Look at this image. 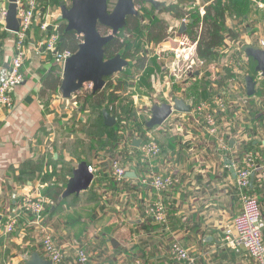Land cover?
<instances>
[{"label": "crops", "instance_id": "0c3cea01", "mask_svg": "<svg viewBox=\"0 0 264 264\" xmlns=\"http://www.w3.org/2000/svg\"><path fill=\"white\" fill-rule=\"evenodd\" d=\"M28 1L17 0V11L25 7ZM34 1L35 9L31 26L25 38L26 61L22 68L24 79L13 91L14 105L12 108H0V264H26L33 252H38L41 255L39 247L33 242L36 228L29 223L28 215L19 214L18 223L12 232L5 233L4 225L7 218L12 216L17 209L24 195L34 189L36 190V188L39 191L44 188L45 191L42 193L44 197H46L45 193L46 195L48 193L54 195L57 188L63 191L64 184H66L57 179L58 177L56 179L50 177L48 180L46 178L47 171L50 175L53 174L50 160L56 162L57 159L63 158L60 151L53 148L54 144L51 139L59 131V127L56 125L59 119L55 118L56 113L54 112L57 111L63 100L57 99L58 93H60L58 90L56 94L50 95V98L49 93L42 95L41 83L46 74L55 71L62 78L64 66L58 65L55 59L44 51V44L48 34H51L49 32L53 31L60 21L67 23L63 16L66 9L71 7L72 0ZM134 1L120 0L118 5L119 0H116L110 9L105 7L108 16L101 21L97 18L96 27L102 37L112 36L114 32L118 33L121 30L115 29L114 26L119 27L121 17L123 14L126 15L127 10L138 13V8ZM176 1L152 0V5L145 0V6L158 11ZM217 1L193 0V3L188 5V8L198 12L201 9L205 11L206 6L215 5ZM227 1L221 0V4L224 6ZM248 1L250 10L246 14L236 15L228 9L224 12V24L233 30L235 38L246 32L244 33L246 36L244 40L248 42L245 43L242 51L247 58V62L244 64L245 75L240 77V82L244 86L242 91L246 94V77L251 76L256 86L255 74L259 71L255 70L256 61H251L252 58L246 55L245 49L246 47L255 48V44H253L256 40L255 33L264 34L259 29L260 22L264 23V0ZM90 2L91 6L94 5L97 10L100 9L101 5L97 3L99 2L98 0ZM9 3V0H0V14L3 10L7 11ZM117 5L118 9L115 11ZM16 16L18 17V13ZM158 16L170 26L176 27L174 39H177V37L178 39L184 38L186 30L179 32L180 19L175 20L166 12L158 13ZM240 23H243L245 27L244 29L240 28V33L237 34L235 28ZM42 25H45L46 28L43 29ZM49 26L51 28L48 29ZM173 38L165 39L154 49L149 48V56L155 57L158 65L157 73L159 72L160 74L158 79H156L153 76V70L150 74L153 77H149L148 90L151 92L153 88L158 86V82L161 83L163 81L165 85L159 95L161 97L159 104L165 101L164 97L168 92L177 94L178 98H182L184 101L188 99L197 102V98L191 95L189 91H179V84L182 83H179L176 88L173 86L172 91H169L166 86V80L169 77L166 68H168L167 63L170 61L166 59L171 57V49L177 45ZM14 48V32L8 30L6 23L4 26L0 20V82L7 76ZM107 62L114 64L112 70L114 75H119L121 70L123 72L127 71L128 60L123 59L120 55H115ZM200 73L195 72V75L199 76ZM204 75H206V72ZM138 80L139 77H136L131 84L132 86L130 85L124 90L127 88H134L133 92L140 90L141 94L146 96L141 99L145 102L149 99V96L145 91V94H143L144 92L141 89L144 86L138 85ZM203 81L206 82L205 79ZM191 84L193 86L197 85L192 82L189 86ZM260 85L264 87L263 75ZM175 89H178L179 92L174 91ZM151 97L152 94L150 95ZM137 99V96L132 97L134 102L132 108L134 111H137ZM47 101L48 104L46 106ZM87 104L89 109L92 106L99 111L93 102L87 100L86 106ZM53 109L55 110L53 111ZM51 114H53V117ZM146 114L150 116V108ZM133 115L138 116L136 113H133ZM92 116L89 117L92 118ZM254 117L256 118L251 123L253 129L257 128V126H262V118H257V115ZM101 119L103 122L102 117ZM248 121L251 122L250 119ZM80 122L82 123V117ZM162 128L163 126L161 125L151 128V134L162 148L161 156L155 160L154 170L156 172L172 170L181 178V185H177L162 193V199L168 211L167 228H161L153 221L143 217L142 201H139V198L142 197L147 200V198L155 197L156 195H152V192L141 194L134 191L133 187L129 185L138 177L139 172L138 168L136 169V165L132 163L134 157L128 158L125 164L128 165L129 172L134 173V175L129 177L132 180L125 183V186H123L125 188L117 192L113 190V193L110 194L111 188L104 189L97 184H94L93 188H91L92 182L88 190H86V192L91 191L94 195V203L92 205L87 206L84 204L72 210V207L65 203L70 196L81 198L80 194L83 191L66 198H62L60 195L53 202L55 205L51 206L47 213L45 212L44 225L52 231L56 241L62 248V264H75V250L78 243L83 244L90 253L92 260H90V264H109L108 261L102 260L103 257L108 258L111 263L112 260L115 263L118 256H126L131 259L140 257L143 264H171L168 259V247L173 241H178L186 247L189 253L195 257L197 264H254L244 252H236L223 243V228L240 209V203L233 186L234 173L225 159L228 156H222L221 153L213 151L208 135L197 132L196 136L202 138L201 143L204 150V161L197 166L193 160H189L187 148L179 147L177 141L164 132ZM232 144L230 141V145ZM254 144L256 145L254 147H257V143L254 142ZM81 155L85 154L82 152ZM68 160L72 164V172L79 162L72 160V158H68ZM84 161L88 165L95 167L97 175L101 177V171L105 166L101 165V163L93 164L87 160ZM101 161L106 163L105 159ZM105 169H107V174L111 178L110 168L106 166L104 171H106ZM55 172L60 175L59 171ZM123 191L127 198L120 201V194ZM53 195L50 196L51 199ZM258 198L262 215L264 216L263 190L258 191ZM112 199H115V201H112ZM117 201L119 202L117 203ZM82 208L89 211L91 216H80L77 218L75 215L74 217V210ZM70 217L76 219H70ZM73 220H76V222L73 223ZM81 221L86 223L84 230H81L79 225ZM98 248L106 249L101 259L96 254V249Z\"/></svg>", "mask_w": 264, "mask_h": 264}, {"label": "built area", "instance_id": "2783aa9c", "mask_svg": "<svg viewBox=\"0 0 264 264\" xmlns=\"http://www.w3.org/2000/svg\"><path fill=\"white\" fill-rule=\"evenodd\" d=\"M16 5H18L17 0ZM34 9L35 1L29 0L25 7L17 11L20 19L19 28L14 32L15 48L7 76L0 82V108H12L14 105L13 91L24 79L22 68L26 61L25 38L31 26ZM6 12V10H3L0 14V20L4 26ZM204 13V10H199L200 16ZM179 22L187 25L189 15H184ZM238 25L235 28L237 34L240 33V28L244 29L245 27L243 23ZM41 27L46 28L45 25ZM169 32L168 38L171 39L176 34V27L171 26ZM244 33L238 38L227 36L224 40V46L216 50L218 57L221 55L229 56L219 70L223 74V82H219L221 85L219 83L212 85V90L214 86L215 92L208 95L207 99L199 102L185 101L190 105L189 111L182 112L171 108V113L161 126H163L164 132L177 141L179 147L187 148L189 160H193L197 166L204 161L202 138L196 136L197 132L208 135L213 151L221 153L222 156H228L225 159L234 173L233 186L240 203V209L224 226L222 232L223 243L236 252H244L254 264H264V216L258 198V191L263 190L264 186V91L261 95L257 93L262 79L260 71L255 75L254 94L247 95L242 91L244 86L240 82V77L245 75L244 64L247 62L242 49L245 43L248 42L244 40V37H246ZM254 35L256 36L253 43L255 48L263 49L264 34L255 33ZM57 40L58 36L55 33L49 34L44 44V51L46 53L52 52L56 63L64 66L66 60L74 53L70 50L58 51ZM174 41L177 45L171 49L172 58L167 63L169 67L167 72L177 75V84L182 83L179 86L183 91L185 87L182 86L196 82L197 78L202 77L201 75H195V72H202L198 68L190 69L193 66L202 65L205 60L197 54L196 40L191 41L185 35L183 39L177 37ZM186 60L189 61L188 69L185 67L186 70L180 73ZM188 73L189 77L187 76ZM178 97L177 94L168 92L164 97V102L172 105L173 100ZM250 103H252V106L249 105ZM251 107L263 112L261 115L263 126L252 128L251 122L248 121L252 113ZM120 133L124 137V141L130 143V146H133V141L140 139L138 156L132 163L136 164L137 161L144 170L139 172L138 177L129 185L134 187L139 184L142 188L134 191L141 194L152 192V195H156L147 198V200L142 197L139 198V201H142L143 217L165 229L168 226V211L162 199V193L181 185V178L172 170H166L165 172L154 170L155 160L161 156L162 148L151 134V129L144 130L143 136L139 134L136 128H132L129 132ZM230 141H232V145H230ZM250 141L256 142L257 147L243 149L242 146ZM127 150L130 154L129 144ZM229 153L231 154L229 155ZM104 156L109 158L110 176L115 185H123L125 179L130 177L127 175L130 171L128 165L123 163L121 156H111L110 153H106ZM103 159L105 158L101 160ZM89 170L95 178L97 169L89 165ZM120 197L121 199L127 198L124 191L120 194ZM46 202V198L38 188L24 195L12 216L7 218L4 232H12L15 229L19 214L28 215L29 223L36 228L33 242L39 247L42 257L50 260L52 264H62V248L56 241L52 231L44 225V206ZM168 254L171 264H197L195 257L178 241L170 243ZM90 257L91 255L86 248L78 243L75 250V264H90ZM117 261L125 264H143L140 257L131 259L126 256H118L116 263Z\"/></svg>", "mask_w": 264, "mask_h": 264}, {"label": "trees", "instance_id": "16d2710c", "mask_svg": "<svg viewBox=\"0 0 264 264\" xmlns=\"http://www.w3.org/2000/svg\"><path fill=\"white\" fill-rule=\"evenodd\" d=\"M115 1L116 0H107L108 9L114 5ZM134 2L138 8V13L126 15L122 29L103 46V60H108L115 55H120L123 59L128 60V65L126 67L127 71L123 72L121 70L119 72L120 76L114 74L105 76L103 87L94 92L76 91L74 94L77 97L76 101L80 100L84 105H86L87 100L93 102L99 109L100 117H102L103 108H105L108 112H112V110H109V107H112V109L114 108V105L119 99L124 88L129 87L136 77H139L137 82L138 85H145L146 88L148 86L146 89L147 92H145L146 94H149L150 90L148 89L150 73L158 66L155 61V57L149 56V48L156 47L159 43L164 41L170 35L169 30L171 28V26L164 19L158 16V13L166 12L175 20L181 19L184 15L188 14L189 22L185 35H187L191 41H197L196 51L200 57L210 58L218 55L216 50L224 46V40L227 36L234 38L233 30L224 24L225 10L228 9L236 15L246 14L250 10L248 0H228L224 3V6L221 4V0H218L215 5L211 4L206 6L205 13L202 16L199 15L198 11L188 8V5L193 3V0H177L176 2L169 4L158 11L154 8L146 7L145 0H135ZM49 33H55L58 36V51L70 50L75 53L83 39V37L75 30L67 28V23L65 21H60L56 28ZM49 55L53 57L52 52H50ZM171 58L172 57H169L168 60H171ZM60 83L61 78L58 72L55 71L46 74L42 79L41 94L46 95V93H49L50 98V95L57 93ZM219 85H221V83H219ZM159 102L160 100H157L154 104H159ZM47 104L48 101L46 106ZM251 104L252 103L249 105L252 106ZM251 108L252 113L249 119L251 120V123H253L255 120L254 118H256L254 117L256 113L257 118L261 119L263 112L259 111L257 108ZM134 123L133 128H136L141 136H143L144 130L151 129L145 126V120L140 124L138 122ZM108 144L109 146L106 148L107 153H110L111 156H121L123 163H125L126 159L131 157H134V160H136L138 156V147H135L134 145L130 146V143L124 141V137H122V135H120L119 138L117 137V139L113 142H108ZM128 144L131 149L130 154L127 150ZM254 146H256L254 141H250L249 143L244 144L242 148L246 150ZM103 158H105L106 163L101 161V165L109 168V158L106 156ZM135 165L136 169L138 168V172L144 170L137 161ZM105 167H103L101 171V177L96 175L91 188H93L94 184H97L98 186L101 185L104 189L111 188L117 192L118 190L125 188L123 186H125L127 181L132 180V178L128 177L125 179L126 181L123 185L117 186L112 178H110L107 174V169L104 171ZM141 188L142 187L139 184L133 187L134 190H139ZM61 193V189L57 188L51 200L55 202ZM45 212L46 210H44V214ZM75 215L77 218L80 216L89 217L91 216V213L85 210V208H82L74 210V217ZM70 219L76 218L70 217ZM75 222L76 220H73V223ZM85 224L86 223L84 221L79 222L81 230H84ZM105 251V248H98L96 249V254L101 259ZM102 260L108 261L109 264H117L116 262L114 263L113 260L111 263L106 257H103Z\"/></svg>", "mask_w": 264, "mask_h": 264}, {"label": "rangeland", "instance_id": "374dc122", "mask_svg": "<svg viewBox=\"0 0 264 264\" xmlns=\"http://www.w3.org/2000/svg\"><path fill=\"white\" fill-rule=\"evenodd\" d=\"M259 29L264 32L263 22H260ZM228 56L229 55H221L220 57L213 56V57L205 59L202 65L193 66V68H191L190 70H194V68L195 69L198 68L199 71H203L199 74L202 77L197 78L195 82L197 85L193 86L194 83L191 84L190 86L185 85V86H182V87H185L184 90L182 91L180 88L179 91L180 92L189 91L191 95L197 98L198 102L201 100L207 99L208 95H211V93L215 92L214 86L212 90V85L213 84L217 85L218 82H223V74L219 70H220L221 65L226 61V58H228ZM251 61L253 62V59H251ZM188 64H189V61L186 60L180 73L186 70L185 67H187ZM168 68H166V72L168 71ZM153 70H154L153 76L156 79H158V76L160 74L159 72L157 73L158 68L155 67ZM188 72H191V71H188ZM205 72H206V75H204ZM168 74H169V77H168V80H166V86L169 88V91H172L173 88L174 87L176 88L178 85L177 84L178 80L176 78L177 75H173L171 72ZM153 76L150 75V77H153ZM187 76L189 77V73L187 74ZM181 78L182 76L180 77V79ZM203 79H205L206 82L203 81ZM161 83L163 84V81ZM161 83L158 82V86L151 90L152 93L149 92V94H147L150 100L147 99V101L145 102L141 100L142 97H144L145 95H142L140 90L137 92H133L134 88H127L123 90L119 99L115 103L114 108L112 109V107H109V110H112V112L109 111V113L113 114L116 119L115 124L111 127L105 126L103 124L102 119L99 115V111L97 109L93 108L92 106H91V109H89L88 104L86 106L80 100L76 101L77 97L74 95L75 92L70 93V96H65L63 95L62 91L58 89L60 93H58L59 95L57 99L63 100V103L59 106V108H57V111L54 112L56 113L55 118L59 119L56 124L57 127H59V131L53 137H51V139L54 144L53 148L54 149L56 148L57 150H59L60 153L63 155V158L57 159L56 162H54V160H50V164L52 165V168H53V174L50 175L47 171L46 172L47 180L50 177H52L53 179H56L58 177L57 179H60L62 182L67 183V179L72 174L71 172L72 164L68 160V158H72V160H75L76 162H80L81 160H87L88 162L90 163L92 162L93 164L101 163V159L107 153L106 148L109 146L108 142H113L114 140L117 139V137L119 138V136L121 135L120 132H124V133L126 131L129 132L133 128L135 124L134 122H138L140 124L144 122V120L147 121L150 118V116H147L146 114L148 113L150 106L154 105V102H156L157 100L161 101V97L159 95L161 94V90L163 86L165 85V84L162 85ZM143 86H142L143 88L141 89L142 92L144 91L147 92L146 86L145 85ZM81 87L82 88L77 91L79 92H93L94 91L93 83L90 80H85ZM174 91L179 92L178 89H175ZM263 91H264V87L261 85L257 89V93L261 95ZM143 94H145V92ZM151 94H152V97L150 98ZM134 96H137L138 98L136 102V106H137L136 110L138 112L134 111V109L132 108V105L134 103L132 100V97ZM185 100L186 102L188 101V99H185ZM54 110L55 109H53V111ZM133 113H136L138 116L133 115ZM51 116L53 117V114H51ZM89 116H92V118H90ZM81 117H82V123L80 122ZM88 117H89V120H88ZM127 139L129 140V138ZM82 152L86 156L81 155ZM80 158H85V159H80ZM55 171H59L61 176L57 175ZM96 175L97 173L95 174V177ZM65 185L66 184H64V188H65ZM44 191H45L44 188L40 189L41 194ZM109 193L111 194L112 191H110ZM44 195L46 196L45 198L47 200L44 206V210H46V213H47L50 207L55 204L53 203L50 197L51 195H53L52 193H48V195H46L45 193ZM93 196L94 195L91 193V191H88V192L84 191L82 194H80L81 198L78 199L74 196H70L65 203H68L69 206H71L73 210L84 204H86L87 206L92 205V203H94ZM123 200L124 199H120V201H123ZM112 201H115V199H112ZM118 202L119 201H117V203ZM117 264H125V263H118L117 261Z\"/></svg>", "mask_w": 264, "mask_h": 264}, {"label": "water", "instance_id": "95a60500", "mask_svg": "<svg viewBox=\"0 0 264 264\" xmlns=\"http://www.w3.org/2000/svg\"><path fill=\"white\" fill-rule=\"evenodd\" d=\"M93 0H72L71 7L66 9L64 13V20L67 21V28L75 30L83 39L79 44L78 50L66 60L63 67V74L60 83V91L63 95L70 96V93L81 89L85 80H90L93 83V90L96 91L103 87L104 77L113 74V63H108L103 60V46L117 33L114 32L112 36L102 37L97 31V18L101 21L108 16L105 11L107 7V0H98L101 7L100 11L97 7L90 5ZM153 5L152 0H147ZM151 1V2H150ZM7 12L5 16L6 28L12 32H16L19 28L20 19L16 16L17 5L16 0H9ZM120 4V0L118 5ZM106 5V6H105ZM118 5L115 11L118 9ZM114 11V13H116ZM129 11V12H128ZM128 12V13H127ZM128 14L133 13L132 10H127ZM125 14L121 17L119 27L114 26L115 29H122L125 22ZM112 16V15H111ZM110 17V16H109ZM61 18V17H60ZM121 26V27H120ZM51 26L48 27V29ZM186 25L181 23L179 32H184ZM245 53L256 61L255 70L260 71L264 76V48L258 49L253 47H246ZM79 78L82 84L79 88L74 86V80ZM247 94L253 95L255 92V81L251 76L246 77ZM93 91V92H94ZM171 108L186 112L190 110V105L185 103L182 98H175L173 104L166 102L154 104L150 107V118L146 121L147 128L159 126L171 113ZM103 124L111 127L115 124L116 119L113 114H110L106 109H102ZM140 139L133 141V145L138 147ZM232 142V141H231ZM128 176L134 173H127ZM94 178V174L89 170V165L86 161H80L76 168L73 169L71 176L68 178L64 190L61 193L62 198H66L72 194H79L88 190ZM26 264H52L50 260L43 258L38 252H33Z\"/></svg>", "mask_w": 264, "mask_h": 264}, {"label": "bare ground", "instance_id": "6f19581e", "mask_svg": "<svg viewBox=\"0 0 264 264\" xmlns=\"http://www.w3.org/2000/svg\"><path fill=\"white\" fill-rule=\"evenodd\" d=\"M81 84H82V81L79 78H76L74 80V86L75 87L79 88Z\"/></svg>", "mask_w": 264, "mask_h": 264}]
</instances>
